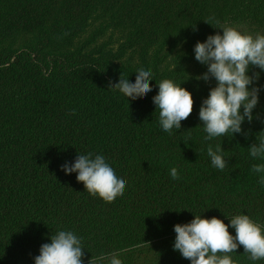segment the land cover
<instances>
[{"label":"trees","instance_id":"16d2710c","mask_svg":"<svg viewBox=\"0 0 264 264\" xmlns=\"http://www.w3.org/2000/svg\"><path fill=\"white\" fill-rule=\"evenodd\" d=\"M212 18L264 33V0H0V264H32L58 229L82 239L87 264H107L113 252L123 264H190L171 247L175 223L201 212L227 224L243 212L264 225V184L252 171L264 159L248 149L264 124L254 118L246 136L203 139L198 108L215 81L194 79L206 67L192 46L222 31ZM141 65L152 69L149 93L128 102L107 88ZM166 77L186 79L193 97L171 133L151 100ZM253 111L264 116V91ZM220 143L223 170L206 152ZM77 153L105 155L125 176L124 192L110 202L89 194L60 168ZM231 255L253 264L243 246Z\"/></svg>","mask_w":264,"mask_h":264},{"label":"clouds","instance_id":"9594fccd","mask_svg":"<svg viewBox=\"0 0 264 264\" xmlns=\"http://www.w3.org/2000/svg\"><path fill=\"white\" fill-rule=\"evenodd\" d=\"M212 19L213 23L209 24L222 31L208 34L192 46L194 59L206 67L194 79L215 81L198 108L205 141L234 134L246 136L242 125L246 121L251 123L254 118L264 124V116L253 111L264 91V83L259 82L264 72V33L253 35ZM250 66L259 71L250 72ZM134 72L133 80L120 74L116 82L109 81L107 88L117 90L126 99L146 95L153 87L149 83L154 80L151 67L141 65ZM184 80L177 82L166 77L155 81L157 90L151 100L154 110L158 109V123L164 132L181 129V121L192 112V92L182 86ZM248 149L252 158L264 159V135L258 137V143L249 144ZM206 152L214 168L223 170L226 167L228 161L221 143L209 144ZM60 168L66 174L75 173L76 180L83 183L89 194L105 201H112L125 190V176L119 174L103 154L77 153L72 162L65 161ZM252 171L258 174V182L264 184V163L252 165ZM169 174L173 179L179 177L176 167L171 168ZM225 217L227 224L217 216L205 217L200 212L193 214L188 222L175 223L172 249L190 264H236L231 254L236 253L238 246H243L253 264L264 259V225L243 212ZM82 249V239L73 230L58 229L49 234L47 242L40 244L32 264H87L90 259L82 260ZM107 264H123L119 253H111Z\"/></svg>","mask_w":264,"mask_h":264}]
</instances>
